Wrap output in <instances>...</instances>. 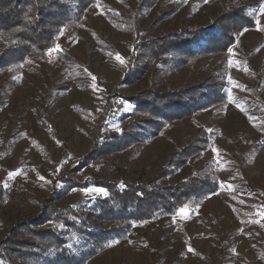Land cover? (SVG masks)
Segmentation results:
<instances>
[{
	"label": "rangeland",
	"instance_id": "obj_1",
	"mask_svg": "<svg viewBox=\"0 0 264 264\" xmlns=\"http://www.w3.org/2000/svg\"><path fill=\"white\" fill-rule=\"evenodd\" d=\"M138 3L96 0L46 56L0 67V243L46 204H77L90 224L113 227L88 208L105 194L68 189L64 178L137 183L165 169L164 185L198 177L217 188L183 212L133 225L86 264H264V0H159L142 11L135 34L127 25ZM232 10L245 12L250 25L231 46L187 61L160 58L130 77L137 42L207 28ZM201 84L221 87L225 100L167 121L156 134H145L153 117L125 100L104 125L111 93L131 98ZM100 127L104 138L136 130L142 139L101 154Z\"/></svg>",
	"mask_w": 264,
	"mask_h": 264
},
{
	"label": "trees",
	"instance_id": "obj_2",
	"mask_svg": "<svg viewBox=\"0 0 264 264\" xmlns=\"http://www.w3.org/2000/svg\"><path fill=\"white\" fill-rule=\"evenodd\" d=\"M157 1L159 0H139L133 16L126 24L127 28L139 34L140 14ZM185 1L187 0H175L178 6ZM95 2L96 0H0V44L3 45L0 67L25 62L32 56H46L55 47L61 31L68 26L81 25L88 8ZM222 18V21L207 28L175 30L174 33L137 42L131 59L136 60L135 63L139 66L137 70L134 65L131 67L130 77L148 69L152 62L160 58L166 62L187 61L192 56L203 57L216 49L227 48L234 43V34L240 27L250 25L249 16L245 12L239 16L236 11L223 15ZM66 56L72 59L70 55ZM225 96L221 87L215 84H201L163 94L148 89L131 98L111 93L103 122L106 125L114 117L117 103L126 100L139 112H147L153 117L147 122L145 134H156L163 123L188 117L200 108L225 100ZM104 127L98 129L95 142L96 150L101 154L124 148L133 141L142 139L139 138L142 134L136 130L119 137L104 138ZM190 151L191 148L183 150L184 154L176 157L177 164L185 161ZM166 172L164 169L157 178L137 183L94 178L81 182L74 178H64L68 189L95 186L106 190L104 196L96 200L91 198L88 208L95 219L105 224L112 223L113 227L90 224L77 204L60 208L46 204L41 216L15 223L8 238L0 243V264H86L113 241L124 238L133 225L163 215H173L190 201L199 200L217 188L215 182L198 177L164 185L161 179ZM56 187L53 195L59 193ZM47 223L52 224L46 226Z\"/></svg>",
	"mask_w": 264,
	"mask_h": 264
},
{
	"label": "snow or ice",
	"instance_id": "obj_3",
	"mask_svg": "<svg viewBox=\"0 0 264 264\" xmlns=\"http://www.w3.org/2000/svg\"><path fill=\"white\" fill-rule=\"evenodd\" d=\"M57 48H59V45H57ZM116 58H117L118 60H120L121 63L124 62L123 59H122L119 55H117ZM42 179H43V178H42ZM83 191L85 192V194H88V193H100V194H106V190H104V189H102V188H85ZM181 212H183V209H181ZM262 214H264V213H262Z\"/></svg>",
	"mask_w": 264,
	"mask_h": 264
}]
</instances>
